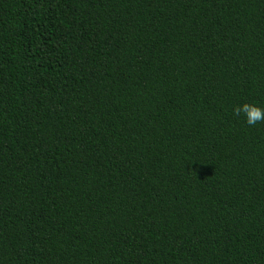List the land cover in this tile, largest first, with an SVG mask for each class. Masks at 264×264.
<instances>
[{
  "label": "trees",
  "instance_id": "trees-1",
  "mask_svg": "<svg viewBox=\"0 0 264 264\" xmlns=\"http://www.w3.org/2000/svg\"><path fill=\"white\" fill-rule=\"evenodd\" d=\"M264 0H0V264H264Z\"/></svg>",
  "mask_w": 264,
  "mask_h": 264
},
{
  "label": "clouds",
  "instance_id": "clouds-1",
  "mask_svg": "<svg viewBox=\"0 0 264 264\" xmlns=\"http://www.w3.org/2000/svg\"><path fill=\"white\" fill-rule=\"evenodd\" d=\"M233 114L237 117L243 114L246 123L249 126H255L259 122H264V108H261L256 104L244 103L242 105L235 106Z\"/></svg>",
  "mask_w": 264,
  "mask_h": 264
}]
</instances>
